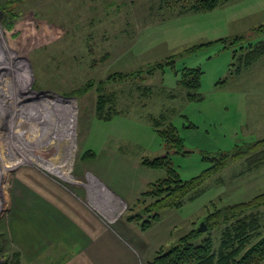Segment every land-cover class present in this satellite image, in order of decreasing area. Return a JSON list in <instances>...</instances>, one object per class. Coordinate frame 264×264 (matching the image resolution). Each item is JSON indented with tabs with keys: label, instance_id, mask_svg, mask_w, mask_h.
I'll list each match as a JSON object with an SVG mask.
<instances>
[{
	"label": "rangeland",
	"instance_id": "374dc122",
	"mask_svg": "<svg viewBox=\"0 0 264 264\" xmlns=\"http://www.w3.org/2000/svg\"><path fill=\"white\" fill-rule=\"evenodd\" d=\"M11 3V28L0 8V264H11L20 252L10 246L5 223L14 194L36 184L35 176L86 188L80 195L106 228L122 236L106 239L107 264H143L198 228L209 210L264 192V167L241 173L248 166L243 157L208 178L182 207L165 208L152 228L144 231L127 218L140 210L137 202L150 182L167 174L142 165L143 156L170 152L172 166L190 179L212 164L206 157L232 155L264 137V56L251 66L234 58L242 44L264 38L259 0H233L183 16H165L161 0ZM237 35L246 41L216 40ZM171 57L174 64L157 67ZM184 67L202 69L198 90L178 82ZM117 71L131 74L108 80ZM90 80L94 86L81 92ZM100 81L115 103L106 107L113 111L109 120L96 112ZM65 123L69 139H63ZM169 123L178 128L185 152L169 149L155 130ZM89 149L97 158L84 161ZM222 229H207L196 242L211 234L219 248ZM113 243L120 252L111 250ZM66 256L49 253L46 263L61 264Z\"/></svg>",
	"mask_w": 264,
	"mask_h": 264
},
{
	"label": "trees",
	"instance_id": "16d2710c",
	"mask_svg": "<svg viewBox=\"0 0 264 264\" xmlns=\"http://www.w3.org/2000/svg\"><path fill=\"white\" fill-rule=\"evenodd\" d=\"M228 1L230 0H161V7L168 10L165 16L168 13L173 16L176 13L182 15L193 11L214 10ZM11 2L12 0H7L0 4V8L4 9L2 20L9 28L13 27V23L10 21L12 17ZM261 27L264 30V25ZM216 40L225 43L230 40L229 45L240 41L239 44H242L245 37L237 35ZM263 54L264 39L255 44L248 43V46L242 44L239 49L235 50L234 58L237 56L243 65L248 66ZM170 63H175L174 57L167 59L165 62H159L157 67H163ZM154 69H150V71H154ZM130 74L117 71L110 74L108 80H122ZM202 76L203 71L200 67H184L178 82L190 90H198L202 85ZM104 82L106 81H100L96 87L98 90L96 112L99 118L109 120L113 117V111H107L106 107L112 99L105 92ZM94 83V80H90L80 87V91H88L94 86ZM189 96L191 98H201L199 94L193 92H190ZM113 106L115 107V103L112 101L110 108L114 109ZM155 130L166 142L169 149L176 148V151L185 152L184 139L180 136L178 128L174 124L169 123L167 127L162 128L155 125ZM262 144H264V139H260L258 143L256 142L232 155L223 153L221 156L206 157L212 164L206 167L200 175L190 179H183L180 172L172 166L170 152L154 158L143 156L141 158L142 165L152 169H166L167 174L152 181L148 188L141 193L137 202L140 210L128 214V220L137 223L144 231L150 229L161 220L162 211L165 208L182 207L193 191H197L208 178L218 174L232 161L246 157L245 160L252 169L261 164L264 159V145ZM246 154L247 156H243ZM96 155L95 151L89 149L82 158L87 161ZM263 207L264 192H261L252 199L217 207L213 211L209 210L204 218L208 229L223 224L219 248H215L211 234L206 236L200 243H197V239L203 232L194 227L171 243L168 248L161 246L157 250V254L143 264H261L264 262V213L261 211ZM11 264H21L20 252L13 255Z\"/></svg>",
	"mask_w": 264,
	"mask_h": 264
},
{
	"label": "crops",
	"instance_id": "0c3cea01",
	"mask_svg": "<svg viewBox=\"0 0 264 264\" xmlns=\"http://www.w3.org/2000/svg\"><path fill=\"white\" fill-rule=\"evenodd\" d=\"M231 1L233 0L221 6ZM259 6L264 8V0H259ZM183 15L185 14L179 16ZM263 56L264 54L250 66ZM260 136H264V133ZM95 158L97 156L89 160ZM261 167H264V159L255 166L254 171L258 173ZM250 170L252 168L247 166L241 173L254 172ZM63 172L67 176V172ZM80 174L77 173L78 176ZM35 177L36 184L22 185L14 194L5 223L10 246L18 248L23 263L51 264L46 263L49 253L61 256L66 252L68 256L61 264H107L105 256L109 252L106 249L109 248V243L106 245V239L110 235L119 238L122 236L116 229L106 228L105 222L93 211L90 203L83 199L80 194H86V188H68L51 178ZM110 248L113 252L116 249L120 252V244L113 243ZM137 261L136 264L141 263Z\"/></svg>",
	"mask_w": 264,
	"mask_h": 264
},
{
	"label": "bare ground",
	"instance_id": "6f19581e",
	"mask_svg": "<svg viewBox=\"0 0 264 264\" xmlns=\"http://www.w3.org/2000/svg\"><path fill=\"white\" fill-rule=\"evenodd\" d=\"M1 49V48H0ZM66 124V123H65ZM65 126V129H64V131H66V133H65V135L63 136V137H61V138H63V139H67L69 136L67 135L68 133H67V131L69 130V127H67V124L66 125H64ZM69 139V138H68ZM71 147V146H70ZM69 152V156H67V155H65L66 157H67V160H66V162H65V164H64V166H68L69 165V161L71 160V156H72V153H71V150H69L68 151ZM68 152H67V154H68ZM67 168V167H66ZM66 168H62V169H66Z\"/></svg>",
	"mask_w": 264,
	"mask_h": 264
},
{
	"label": "water",
	"instance_id": "95a60500",
	"mask_svg": "<svg viewBox=\"0 0 264 264\" xmlns=\"http://www.w3.org/2000/svg\"><path fill=\"white\" fill-rule=\"evenodd\" d=\"M208 229V225L206 224V222L205 221H203L202 223H201V225L198 227V230L199 231H206Z\"/></svg>",
	"mask_w": 264,
	"mask_h": 264
}]
</instances>
